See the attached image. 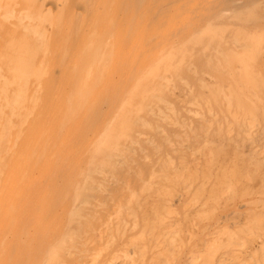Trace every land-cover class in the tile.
Wrapping results in <instances>:
<instances>
[{
	"label": "bare ground",
	"instance_id": "bare-ground-1",
	"mask_svg": "<svg viewBox=\"0 0 264 264\" xmlns=\"http://www.w3.org/2000/svg\"><path fill=\"white\" fill-rule=\"evenodd\" d=\"M239 2L0 0L1 197L76 191L50 264H264V3Z\"/></svg>",
	"mask_w": 264,
	"mask_h": 264
},
{
	"label": "rangeland",
	"instance_id": "rangeland-1",
	"mask_svg": "<svg viewBox=\"0 0 264 264\" xmlns=\"http://www.w3.org/2000/svg\"><path fill=\"white\" fill-rule=\"evenodd\" d=\"M239 1H241L238 3L239 6L241 4L242 7L244 6V8L246 5L245 2L248 3L246 5V9H254V7L257 8V6L261 5V2L264 3L263 2L264 0H239ZM243 1H245V2H243ZM242 2L245 3V5ZM248 5H251V6L248 7ZM230 10L231 11H228L229 16H230V13H232V15H234V13H235L234 11L237 9L231 8ZM228 14H227V16H228ZM91 142L87 146V152L89 154L87 161L91 160L89 158L92 156L93 149H94V148H92L93 145ZM90 148L92 149V151L90 150ZM39 165H40V163H39ZM62 176H63L62 172L54 173L53 177L48 181V183H45L43 185V187H45V188H42V189L43 190L45 189V190L41 191L40 198L36 201L27 202V204L25 202L19 201L20 204H18V202H17L14 205H12L13 203H9V199L11 197L10 195L12 192L10 193L7 191L8 194L10 193V195L5 196V198H3V197L7 193L0 194V198H1V201H0V219H2L0 224L2 222H4L3 225L1 226V230H0V264H19L21 261L22 262L20 264H48L49 261L52 260L51 256L53 257L54 253H56V251L58 249L60 251V249L62 248L61 250L63 251V246L61 247V243L63 241H66V243L68 242V240H66L67 237H69V236H67V234H68V232H70L69 230H71V229H67V227L72 228V226L69 227L68 224L71 223L70 221H72L71 220L72 219V217H71L72 212L70 213V210L74 211L73 210V208H74L73 204L76 201V199H75L76 198V191H74V190L69 191L71 196L68 192L67 193L69 195H66L67 193H65L63 191L59 192L60 191L59 186L62 187V183H64L63 182L64 180L61 178ZM59 182L60 183L62 182L61 185ZM50 184H51L52 188L49 187ZM56 184H58V185H56ZM55 189L56 190L58 189L59 193H57V195L58 196L60 195L59 197L56 196L57 191H55ZM54 191H55V193H54ZM52 193H53V195H51ZM60 193L61 194L63 193L64 195H61ZM14 194L17 196L16 193H14ZM54 195L59 200L55 199ZM1 196H3V197H1ZM61 196H62V198H61ZM65 196H67V197L69 196L68 197L69 200ZM60 198L62 200H60ZM71 198H72V200H71ZM51 199L52 200L54 199V201L57 200L55 202L56 205H55L54 201H52ZM63 199H65V200H63ZM73 200H74V202H73ZM4 201H6V202L8 201L7 202L8 207L5 206L6 203L4 204ZM60 201H62L63 203L65 202L64 204H69L68 208H65V209L60 208V207H62L59 205ZM30 203H31V205H30ZM42 203H43V205H42ZM51 203H54V204H51ZM23 204H25V205L23 206ZM47 205L49 206V208H47L48 207ZM52 205L55 207H53ZM45 208H47V209H45ZM50 208L53 209V211H55L54 208H57V209L54 213H52L53 211L50 212V210H51ZM58 208H60L61 210ZM60 211L63 215L60 213ZM56 212L58 214H56ZM49 213H51V216ZM69 213H70V215H69ZM47 214L49 216H47ZM54 214L56 215V217L54 216ZM60 214H61V216H60ZM72 215H73V213H72ZM69 217H70V221H69ZM55 229H58V230L55 231ZM64 230L68 231V232H66L65 235H64V233H65ZM37 236H39V237L37 238ZM65 236H67L66 239H65ZM61 238H63L62 241H60ZM50 241H51V243H50ZM58 244H60V248H59ZM62 245H64V247H65V245L69 246L68 244H64V242ZM30 248H32V249L30 250ZM67 248L68 247H65V249H67ZM26 250H28L29 253ZM52 250H54V252ZM50 251H51V256H49ZM19 253L22 255V259H20L21 255ZM25 253L27 255H25ZM56 254H58V252ZM30 255H31V257H30ZM48 259H49V261H48ZM53 260L51 261L52 263H54V261H55V260L54 261ZM75 261H79V260L76 259Z\"/></svg>",
	"mask_w": 264,
	"mask_h": 264
}]
</instances>
